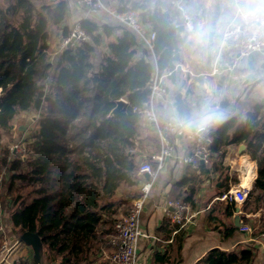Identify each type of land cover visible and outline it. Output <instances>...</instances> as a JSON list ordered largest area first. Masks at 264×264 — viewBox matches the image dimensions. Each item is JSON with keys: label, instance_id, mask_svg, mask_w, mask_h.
<instances>
[{"label": "trees", "instance_id": "16d2710c", "mask_svg": "<svg viewBox=\"0 0 264 264\" xmlns=\"http://www.w3.org/2000/svg\"><path fill=\"white\" fill-rule=\"evenodd\" d=\"M130 8L139 10L143 24L155 31L153 49L158 72L170 71L174 78L182 40V27L174 23H181V19L173 21L165 12L150 9L141 1H133ZM44 9L46 12L31 0H13L7 7H0V130H9L19 112L42 110L27 137V156L22 160L17 156L10 162L8 181L11 186L16 179L38 185L36 195L25 202L15 198L10 218L19 235L23 231L37 232L43 248L60 255L59 264H74L72 259L82 261L80 254L89 253L98 227L112 220L118 205L115 198L122 195V189L138 183L139 163L133 151L139 143L138 109L148 99L155 63L151 51L139 43L133 30L91 17L79 23L86 39L64 47L51 61L48 24H60L68 5L58 0ZM63 33L68 34L67 27ZM104 37H113L107 42L109 53L95 66L92 52ZM121 98L126 103L111 114ZM173 98L179 117L189 120L188 100L178 90ZM262 111L264 105L255 103L245 118L229 117L211 129L208 143L210 154L244 142L253 159L260 156L262 165L253 191H264ZM23 163L27 170L17 171ZM133 194L127 196L132 200L138 193ZM253 257L252 248L215 247L195 264H247ZM20 260V264H34L28 258Z\"/></svg>", "mask_w": 264, "mask_h": 264}, {"label": "crops", "instance_id": "0c3cea01", "mask_svg": "<svg viewBox=\"0 0 264 264\" xmlns=\"http://www.w3.org/2000/svg\"><path fill=\"white\" fill-rule=\"evenodd\" d=\"M106 1L109 3L111 1L116 9H126L133 5V1H141L150 9L165 12L173 21L181 19V11L177 5L182 3L195 20L194 31H186L181 28L180 59L175 63L174 78L168 71L161 73L168 89V97L166 101L157 105L158 118L162 124L167 121L182 124L180 133L167 132L174 153L182 155L192 151L193 139L191 134L194 128L199 125L198 122H193L191 126H188V120L185 121L179 117L173 98L175 91L178 90L188 100L191 106V118L209 109L224 114L225 119L207 124L210 129L216 128L231 116L245 118L252 106L255 103L260 104L261 99L264 98V95L257 97L255 93H252L253 95L244 93L249 91L252 84L255 89H258L257 86L264 83V50L239 56L236 47L232 44H222V33L232 19L236 7L250 8L261 5V0H105L104 2L107 4ZM12 2L13 0H10L9 4ZM68 3L73 7L72 12H78V20L74 26L79 25L80 20L85 17H91L102 22L116 23L103 13L90 15L84 7L77 3V0H69ZM218 3L220 9L216 17L213 44L209 47V42L203 45L202 33L197 32V30L204 26L211 14V9L213 10L212 23ZM137 11L139 12V10ZM116 33L119 34L120 30H117ZM111 39L113 37H104L106 45L102 47H105L103 50L105 55L109 53L107 42ZM139 43L142 44L140 41ZM209 48L211 49L210 60H208ZM203 52L205 59L202 67ZM218 54H220L219 72L212 74L210 72L215 65V58ZM232 61L235 63L229 67L228 64ZM222 76L224 79L220 83ZM211 94L214 95L213 99L210 98ZM219 96L225 97L220 98ZM223 101L227 103L224 105L222 104ZM15 117L12 120L10 131L14 129ZM139 142L144 145L145 149L150 148L152 144L156 147L154 151L138 154L140 165L160 147L157 131L153 124L144 117L140 119ZM242 144L246 145L244 142L229 144L223 148L222 152L211 153L209 161L200 163V165L204 164L202 167L175 162L171 158L165 160L154 181L151 196L146 201L141 213V227L149 236L140 240L138 264H195L208 250L215 247L224 250L252 248L254 257L247 264H264V235L261 234L264 232V229L261 228L264 227V220H262L264 191L258 188L254 189L261 197V202L252 210L246 209L244 203L233 205L230 201L219 198L230 186L239 183L248 182L253 191V183L262 163L259 155L255 157L256 162L246 152V146L241 149ZM240 149L242 153H239ZM244 165L248 167V174ZM1 167V171H7L4 165ZM249 171H251V175ZM137 175L139 180L135 190L138 193L140 184L147 176L139 173ZM6 178L7 176L4 180ZM234 179L237 180L234 181ZM2 187L0 188V226L3 230H0V241L6 237L10 243H13L16 239L19 240V233L13 227L10 218V196L8 197V191L4 184ZM169 197L185 199L190 209L195 213L192 219L181 228L180 232H174L176 228L165 216L164 201L165 198ZM236 217L239 218V224L241 221L247 223L254 221L253 225L250 223L254 231L252 233L241 232L239 225L235 224ZM6 228L10 230L13 228L17 232V236L10 233L7 236ZM21 248L24 253L21 252L19 257L31 259V248L24 243H22ZM102 252H104V248H102ZM101 253L99 251L98 255ZM15 255L16 251L12 249L7 258L8 261L19 258ZM1 259L2 253L0 252ZM46 262L45 260V264ZM59 262L60 259L50 261L51 264H59Z\"/></svg>", "mask_w": 264, "mask_h": 264}, {"label": "built area", "instance_id": "2783aa9c", "mask_svg": "<svg viewBox=\"0 0 264 264\" xmlns=\"http://www.w3.org/2000/svg\"><path fill=\"white\" fill-rule=\"evenodd\" d=\"M77 3L85 7L90 15L103 13L114 20L116 23L124 25L133 30L139 41L146 46L152 54L155 63V72L148 83L149 95L144 106L138 109L141 117L153 124L160 139V147L156 152L151 153L145 159L138 169L140 175L148 174L147 178L140 184L138 195L131 200L130 207L126 214L121 215L114 222L113 232L107 239L108 247H110L109 262L110 264H138V247L140 240L148 237L149 234L141 227V213L146 201L150 198L154 181L158 175V171L162 168L167 158L173 159L175 162L199 166L200 162H207L210 159V150L208 148L210 127L208 125L200 127L199 125L192 131L193 148L189 154L179 155L173 152L169 143L168 133H180L182 124L179 122L167 121L161 123L157 114V105L162 101H166L168 97V89L164 82L163 75L158 72L156 66V55L153 49V41L155 39V31L152 27L146 26L140 19L139 12L132 8L125 10H117L108 6L103 0H77ZM261 5H255L250 8L236 7L235 13L228 25L222 33V44H232L236 47L238 55L245 56L254 51L264 50V13L256 11ZM178 9L181 11V23H174L175 27L181 25L186 31L195 30V20L192 14L186 9L182 3H178ZM72 36L78 41L86 38L85 33L80 29L78 24L75 25ZM67 42V41H66ZM221 44V46H222ZM220 52V51H219ZM219 56L216 55L215 65L210 73L219 72ZM235 62L228 64L231 67ZM168 73H171L168 71ZM135 109V107H134ZM22 139L14 142L10 147L12 151H18ZM22 146V145H21ZM21 150V149H20ZM20 150L16 153H19ZM248 174V170H247ZM6 171H0V187L3 186ZM251 185L248 182L239 183L230 186L224 191L219 198L243 204L249 192ZM165 216L173 224L177 225L174 232L183 228L195 215L189 204L182 198H165ZM0 230L2 226H0ZM239 230L244 233H252L254 228L250 223L241 221ZM264 235V232L261 233ZM15 242V243H14ZM10 243L6 237L0 245L2 259L0 264H20L19 258L8 261V255L11 253L13 245L21 243L16 239Z\"/></svg>", "mask_w": 264, "mask_h": 264}, {"label": "rangeland", "instance_id": "374dc122", "mask_svg": "<svg viewBox=\"0 0 264 264\" xmlns=\"http://www.w3.org/2000/svg\"><path fill=\"white\" fill-rule=\"evenodd\" d=\"M9 1L10 0H0V7H2V8L7 7V5H9ZM31 1L39 9H41V11H43V12H46V9H44V7H47V6L51 7V6L55 5V3H56L55 2L56 0H31ZM68 1L69 0H66V3H68ZM106 2H107L108 6H111L113 8L116 7V6L112 5L111 1H110V3L108 1H106ZM72 10H73V7L71 5H69V3H68V13H67L66 17L64 18V20L60 24L52 23V21H49L48 32L50 34V37H49V44H48V57H49V60H51V61H54L56 59V57L60 53V50H62L65 45L70 43V45L73 46V45H75L74 43L78 42V40L76 38H74V36H72V32H73L74 27H75L74 24L78 20L77 19L78 12L77 11L72 12ZM212 13H213V10L211 9V14L209 15L208 20L204 23V26L202 28L200 27L199 30H197V32L200 31L202 33L201 37H202L203 45H205L206 43L209 42V31H210V26H211ZM65 27H67V30H68V34H66V35H64V33L62 31V29H65ZM65 41H67V42L64 45ZM105 45H106V43L104 40V42L97 45L95 47V50L92 52V61L95 64V66H97V63H99V61L105 55V52L103 51L105 47H102ZM205 49H206V46H205ZM202 56L203 57H201V58H202V67H203L204 59H205L204 52H203ZM257 87H258V89H255L254 85L252 84V87L251 86L249 87V91L244 92V93L248 94V95L250 93H251L250 95H253L252 93H255V96H257V97L260 95H264V83H261V85H259ZM219 97L222 98L225 96H219ZM210 98L213 99L214 95L211 94ZM48 105H51V103H48ZM41 111H35L34 109H30L27 111L19 112L14 119L13 123L15 125H14V129L12 131L0 130V171L2 170L1 166L4 165L5 169L7 170L6 171L7 178L5 180V183H3V184H4V187H6L8 189V193H7L8 197L10 196V198H9L10 205H11L10 210L15 208L14 204L12 203V201H14L15 198L16 199L19 198L18 201L21 200V201L25 202V201L30 200L34 195H36L35 190L37 189L38 185L26 184V182H23V181L16 179L15 182H13L14 184L11 186L10 184L8 185V181H10V176L12 174V171L10 170L11 160L17 156L19 157V159L22 160V159H24V157L27 156V154H26L27 145H28L27 143H29L28 142L29 138H27V137L35 129L37 122H38V119L40 117ZM17 139H19V140L22 139V142H21L22 146L20 145L19 149H17L18 151L21 149L19 153H16L18 151H12L10 149V147H12L15 144L14 142H16ZM9 145H10V147H9ZM135 147H134L135 148L134 150H135L136 156L138 158V162H139V156H138L139 153L141 154V152L154 151L156 149L154 144H152V146L150 148L147 147L145 149L144 145H142V143H140V142L137 143V146L135 145ZM26 170H27V168L23 163L17 171H26ZM249 172L251 175V171H249ZM16 185H18V186L14 187ZM134 189H135V187L122 189V191H121L122 195H118L115 198V200H117L118 205L115 209V213L112 215V218H111L112 220L107 222L106 224H103V225L98 227V232L96 234L97 235L96 238L93 239L89 243L90 244L89 249L87 250L89 253L80 254L82 261L78 262V260L75 261L74 259H72L74 264H110V262H109L110 247H108L107 239H108L109 235L113 232L112 228H113V225H114V222L116 221V219L119 218L121 215L127 213L128 209L130 207V204H131V198H129V196H127V195L130 193H133V192L135 194L136 190H134ZM252 192H253L252 197H250V199H248L246 201V204L244 205V207L248 210L254 209L261 202V197H259L258 199L255 200V196H259V194L256 191H252ZM123 199H126V200L129 199V200L127 202H120ZM262 220H264V208H262ZM243 222H245V221H243ZM253 222H250V223L253 225L254 224ZM261 228L264 229V227H261ZM5 233L7 236H9V233L17 236L16 235L17 232L13 228H11V230L6 228ZM2 242L3 241H0V245ZM21 246H22V242L16 243V245H13V247H12V249L14 251H16L15 256H17V257H19L21 252L24 253ZM102 248H104V252H102ZM43 249H44V252H43L44 264H45V260L47 261L46 264H51L50 263L51 260L55 261L56 259H60L59 258L60 255L57 254L56 252H54L53 250L46 249L45 246ZM99 251H100V253L101 252L102 253L98 255ZM29 252H30V250H29ZM32 256H33V254H32V250H31V261H33ZM85 256H86V258H85ZM29 257H30V255H29ZM19 261H21L20 257H19ZM87 261H88V263H85ZM71 264H73V263H71Z\"/></svg>", "mask_w": 264, "mask_h": 264}, {"label": "water", "instance_id": "95a60500", "mask_svg": "<svg viewBox=\"0 0 264 264\" xmlns=\"http://www.w3.org/2000/svg\"><path fill=\"white\" fill-rule=\"evenodd\" d=\"M219 9H220V6L218 3L216 6L215 14H214V19H213L211 26H210L209 47H211L213 44V38H214L215 27H216V17L218 16ZM69 45H70V43L67 44V46H69ZM210 59H211V49L209 48L208 49V60H210ZM223 79H224V76H222L220 83L222 82ZM125 103H126V101L123 98L117 100V105L112 110L111 114H114V112H116ZM260 104H264V98L261 99ZM244 147H245V145L242 144L241 149ZM241 149H240L239 153H242ZM247 168L248 167L246 165H244V169L247 170ZM145 176H148V174L146 173ZM235 224L239 225V218L238 217H236V219H235ZM19 240L31 248L32 254H33L32 257H33L34 264H43V244H42V240H41V237L39 236V234L35 231H23L19 235Z\"/></svg>", "mask_w": 264, "mask_h": 264}, {"label": "clouds", "instance_id": "9594fccd", "mask_svg": "<svg viewBox=\"0 0 264 264\" xmlns=\"http://www.w3.org/2000/svg\"><path fill=\"white\" fill-rule=\"evenodd\" d=\"M256 11L264 13V0H261V6ZM225 118L226 117L224 116L223 113L209 109V110L199 114L196 117L190 118L187 123H188V126H191V124L193 122H198L199 126L202 128L209 123L217 122V121H220V120L225 119Z\"/></svg>", "mask_w": 264, "mask_h": 264}]
</instances>
